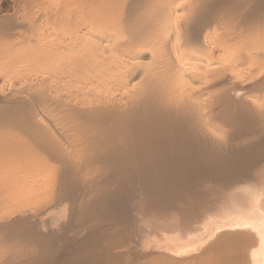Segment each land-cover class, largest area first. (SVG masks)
<instances>
[{
	"label": "bare ground",
	"instance_id": "bare-ground-1",
	"mask_svg": "<svg viewBox=\"0 0 264 264\" xmlns=\"http://www.w3.org/2000/svg\"><path fill=\"white\" fill-rule=\"evenodd\" d=\"M0 264H264V0H0Z\"/></svg>",
	"mask_w": 264,
	"mask_h": 264
}]
</instances>
